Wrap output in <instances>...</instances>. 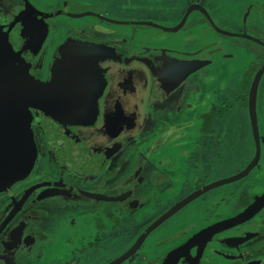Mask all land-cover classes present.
Wrapping results in <instances>:
<instances>
[{
	"label": "flooded vegetation",
	"instance_id": "af4514ba",
	"mask_svg": "<svg viewBox=\"0 0 264 264\" xmlns=\"http://www.w3.org/2000/svg\"><path fill=\"white\" fill-rule=\"evenodd\" d=\"M44 1L42 6L36 0H0V142L19 145V141L28 140L33 163L28 178L15 181L8 192L0 194V264H96L97 259L110 264L176 205L238 175L254 160L256 145L250 117L252 142L246 164L244 137L237 139L234 149L228 139V151L223 128L212 130L216 111L222 115L230 107L225 104L217 110V100L213 99L217 92L212 87L220 79L222 67H230L228 64L236 59L234 50L225 47L229 40L239 47L240 61L246 62L240 63L243 69L238 70L242 71L243 86L237 101L246 94L247 103L254 77L264 65V0H253L250 5L245 0H124L120 9L129 13L125 17L107 13L103 9L106 1L102 0ZM142 10L157 19L135 17ZM171 14L176 22L161 18ZM233 21L241 24L239 30L229 28ZM228 32L243 37L225 35ZM212 38H220V43ZM87 53L98 65L91 67L92 86H82V74H64L60 82L63 89H55L59 62L66 65L76 54L80 57L77 60H82ZM97 69L102 70L107 85L98 82ZM12 72L17 78L6 76ZM25 74L29 77L22 79ZM175 74L183 86L166 105L163 96L150 90V83H155L156 77L161 84L167 83ZM125 79L132 82L123 97L115 87H122ZM186 92L187 97H197V105L183 103ZM13 93H18L17 99L4 98ZM259 99H264V74L257 117ZM122 100L130 114H135L134 124L122 135L148 132L134 142L122 138L96 145L99 140L95 135L101 133L95 128L102 126L103 120H95L93 112H113ZM7 105L17 111L15 118L23 115L25 138L2 125L1 108ZM139 112L148 119L138 123ZM195 125L203 134L191 144L187 138ZM258 127L261 159L257 168L233 184L216 186L189 201L151 231L123 264H193L198 253L199 262L194 264H264V208L253 219L210 235L205 241L201 235L241 215L264 195V128L259 117ZM54 128H63L66 134L60 138ZM14 130H20L19 123H14ZM82 143L90 151L110 149L109 155L102 157L109 158V166L97 169L96 175H86L84 166L68 168L64 163L76 161ZM24 152L28 156L27 148ZM65 153V160H61ZM80 162L85 165L86 159ZM39 164L41 169H37ZM71 170L79 176L70 174ZM38 184L50 188L26 191ZM51 193L55 196L52 204L36 202ZM44 204L55 211L62 206L63 218L56 216L46 225L26 221L27 217L37 219L45 214ZM13 210L12 216L4 217L5 212ZM151 213L152 218L148 216ZM20 214L23 217L16 220ZM80 217L86 224L83 233L75 231L82 227L81 222L78 224ZM167 222L175 229L153 236ZM133 235L138 237L126 246ZM76 247L80 255L74 252Z\"/></svg>",
	"mask_w": 264,
	"mask_h": 264
},
{
	"label": "water",
	"instance_id": "95a60500",
	"mask_svg": "<svg viewBox=\"0 0 264 264\" xmlns=\"http://www.w3.org/2000/svg\"><path fill=\"white\" fill-rule=\"evenodd\" d=\"M164 29L167 31L177 30V29H166V28H164ZM225 35H229L230 37H243L242 35L232 34L229 32ZM94 65L95 66H93V68H96V66H98L97 63H95V62H94ZM58 68H59V65L57 67H55V69H56L55 76L57 77L56 80L60 79V82H61L64 80L65 75L63 72L62 73L60 72V74H59V72L57 73ZM97 70L100 73V80L98 82H100L101 84L104 83V86L107 85V83H105V81H107V78L102 79V77H101V74L103 75L102 70H100V69H97ZM125 70H127V69H125ZM263 74H264V65L260 68L258 73L255 75L254 80H253L252 85H251V88H250L249 96H248V111H249L252 133H253V137H254L255 145H256V154H255V157H254V160L252 161V163H250V165L247 168H245L242 172H240L238 175L231 177V178H228V179H225L223 181L217 182L213 185H210L209 187L204 188V190L194 194L190 198H187L186 200H184L180 204L176 205L173 209H171L170 211L165 213L163 216H161L159 219H157L145 231V233L142 235V237L138 240V242L129 251H127L124 255H122L121 257H119L115 261L111 262L110 264H123L125 261H127L129 258H131L135 254L137 249L140 247L142 241L149 235V233L151 231H153L155 228H157L161 224H163L174 213H176L181 207H183L185 204H187L192 199L199 196L202 192L209 190V189H212L216 186L233 184V183L239 181L240 179L245 178L249 173H251L255 168H257L259 161L261 159V138H260L259 127H258L257 100H258L259 86H260V82H261V79L263 77ZM71 76H73V75H71ZM56 80H55V82H56ZM129 81L131 82V80H129ZM129 81H127V79H125L122 82V87L121 86L119 87L118 85H116V87H115L116 93L125 97L128 93L127 88L130 85ZM160 83H161V81H159L158 77H156L155 83H153V82L150 83V90H155V92L158 94L159 89H161V87H162V86L157 87V85H160ZM155 84H157V85L155 86ZM130 88H132V87H130ZM101 94H103V93L101 92ZM93 113L96 115L95 120H97V121L103 120L102 121L103 122L102 123L103 130H101L100 133H103V140L104 141H109L111 139L117 140V139H119V137H122V134H126L127 132L123 131L124 130L123 127L127 128L133 122V119L135 117V114H133L129 118L124 117L125 114H124L122 108H118L116 113H113V112H111V113L110 112H107V113L104 112L103 113V111H99L98 109L95 110V112H93ZM109 115H112L116 118L115 119H109ZM57 119H59V118H57ZM110 121H113V123ZM23 122H25L23 115H21L20 118H17V120L15 121V123H19L20 130L19 131L14 130V132H16L17 135L21 138H22V136H24L23 138H25L26 135H21V134L22 133L26 134V132H27V130L22 126ZM104 122H106V123H104ZM54 130L57 131V134L60 138L65 135L63 128H61V129L54 128ZM1 137H3L2 134H1ZM19 142H20V144L15 145L14 148L18 149V150L22 149L23 151H24V149L27 148L28 149V156H24L21 161L14 159V156L11 157V160L8 159L6 161H1V177H0L1 188H4V189L8 188L12 182L17 181L19 179L24 180L25 174L32 167V164H30L29 170L27 171V167H28L29 163H32V161H31L32 151H31L30 143L28 142V140L27 141L22 140ZM66 144H67V142H66ZM68 145L69 144L66 145L67 149L70 150V146H68ZM8 146L12 147L13 144L10 145L9 142H7V141H4L3 143L0 142V156H1V154H3L5 152V151H1V147H2V149H4L3 147H5V149L8 150ZM86 149H88V148H85V150ZM98 151L99 152H94L95 154L98 153L96 157L100 156L103 152V150L101 148H98ZM66 154L67 153L64 154L63 159L66 156ZM58 158H61V157H58ZM69 159H71V158H69ZM5 163H7L6 166L8 167V169L5 168V166H3V164H5ZM11 163H14V168L11 167ZM27 163H28V165H27ZM23 166H25V171H24V173H21L19 168H21ZM262 208H264V195L262 197H260L248 210L243 212L241 215L227 219L226 221H223V223L205 230L203 233H201V235H203L202 241H205L210 235L215 236L218 233L230 230L233 227H235L236 225H239L241 223H244L246 221L253 219L260 212V210ZM199 259L200 258H199V253H198V256L196 257L193 264L196 262H199Z\"/></svg>",
	"mask_w": 264,
	"mask_h": 264
},
{
	"label": "rangeland",
	"instance_id": "374dc122",
	"mask_svg": "<svg viewBox=\"0 0 264 264\" xmlns=\"http://www.w3.org/2000/svg\"><path fill=\"white\" fill-rule=\"evenodd\" d=\"M36 1L39 4H41L42 6L45 4L44 0H36ZM104 1H106V2H104ZM114 1L115 0H113L112 2H109V0H102V2H104L103 9L105 11H107V13H110L113 15H122L123 17L128 16L129 13L125 14L120 9V6L124 3V0H116V2H114ZM138 13H140V14L136 15L135 17L146 16V17H152V18L157 19V17H153L155 15L147 14L146 12H143V10L141 12H138ZM161 18L162 19L165 18L166 20H168V22H176L177 21V19H174L175 18L174 14H171L170 16L167 15L166 17L161 16ZM72 58H73V60L69 61L66 65H61V62H59V68L57 70V73L59 72V74H60V72L61 73L63 72L64 74H67V75L70 74V75H74V76L78 75V74H82V78H81L82 86H84L87 89L90 88V86H92V83H93V78L91 77V75L93 76V71H92L91 67L94 66L91 56H89V54L87 53L86 56L82 58V60L81 59L77 60V58H80V57L78 54H76ZM245 63L246 62H244V64ZM26 67L28 68L27 69V71H28L29 67L27 65H26ZM225 67H226V69H224L222 67V73H221L220 79H218V81L214 83L212 89L214 90L216 88L218 91L224 90L225 91L224 94L226 96L225 101H224L225 104H228L230 106V108L233 107L234 109L228 113L229 115L225 114V117H223L221 119H215L212 127L215 125L217 128H220V129L223 128L224 132H226V136H225L226 143H227L226 145H228V142L230 141V144H232V143L234 144L232 147L234 149L237 146V139L244 137L243 135L246 133L245 131H248V133H250L249 129L251 131V128L249 126V118H248V111H247L248 101L246 103V98H245V100L241 99L242 102L241 101L236 102V97H237V93L239 90L238 84H239V80L241 79L242 71L230 70V67H228V66H225ZM10 74H11V76H10ZM8 75H6V76L9 78L10 77L17 78V75L13 72L9 73ZM25 77H29V76L27 74H25L21 78L23 79ZM59 82H60V79H57L56 82H53V85H54L55 89L58 88V90H62L63 87L61 86V84ZM69 84L71 85L72 82H70ZM66 86H68V84H66ZM69 89L70 88H67L68 91H70ZM17 95H18V93H15V95H14V93L11 95L6 94V95H4V98L7 101H9L10 97L17 99L16 98ZM26 95H27V98H30L29 94H26ZM59 99L60 98H57L56 100H59ZM237 103H239V104H237ZM56 105L57 104H55V106ZM47 106H49V105L47 104ZM55 106H54V109H55ZM56 108H57V106H56ZM61 108L62 107L59 104L58 109L61 110ZM184 109H186V108H184ZM45 113H46V111H45ZM15 114H17V111H14L12 105H10V106L7 105L5 108L4 107L1 108V116L3 117L2 125H5L11 131V133L14 132V123L17 120V118H15V116H14ZM57 114H58V110H57ZM181 116L185 117L186 115L181 114ZM87 117H88V115H87ZM258 117H259V121H260V126L263 129L264 128V99L263 100L259 99ZM168 118L172 119L175 117L169 116ZM189 118L190 117H188V119ZM200 128L201 127L199 125H195L191 129V135L187 138V140H189V143L195 144V142L198 139L202 138L201 134H203V132H201ZM64 133L66 134L65 130H64ZM21 135H26V134L22 133ZM227 135H228V138H227ZM250 136H251V133H250ZM23 137L24 136H22V138ZM228 139H229V141H228ZM227 148H228V151H230L229 145L227 146ZM102 149H103V152L101 155L99 154L100 156H98V157L87 156L85 165H84V162H79V161H77V163H76V161H74V162H66L64 164H66L68 168H70V167L72 168V166H73L75 169H76V166H79V165L84 166L85 167L84 170L86 171V175H88V174L96 175L94 173L97 169H98L97 171H101L103 169V167L106 166V164L109 166V164H108L109 158H106L107 157L106 156L103 159L102 157H103V155H109V152H111V150L108 148L106 149V147H102ZM95 151L99 152L98 148L96 150H92V151H90L89 149H86L87 154L93 153ZM252 152L254 153V149ZM249 154L250 153L248 152V155ZM100 160H101V162H99ZM30 164L33 165V163H29V165L27 163V165H28L27 171L29 170ZM6 165H7V163L3 164V166H5V168L8 169V167ZM45 165L49 166L48 163H46ZM11 167L14 168V163H11ZM41 168H42V165L39 164L37 169H41ZM19 169H20L21 173H24L25 166H23ZM231 170H235V169H231ZM29 171L25 174V178H28V176L30 174ZM0 177H1V160H0ZM0 181H1V179H0ZM0 194H1V185H0ZM150 215H152V213L149 214L148 216H150ZM145 217L146 216H144V218Z\"/></svg>",
	"mask_w": 264,
	"mask_h": 264
},
{
	"label": "crops",
	"instance_id": "0c3cea01",
	"mask_svg": "<svg viewBox=\"0 0 264 264\" xmlns=\"http://www.w3.org/2000/svg\"><path fill=\"white\" fill-rule=\"evenodd\" d=\"M245 3H246V5H250L251 3H253V0H245ZM244 3V4H245ZM234 22V21H233ZM232 22V23H233ZM231 23V22H230ZM228 24L229 25V28L230 29H235V30H239V28L241 27V24H239V23H237V22H234V24ZM214 39H218V41H219V43H220V38H212V40H214ZM233 39H236V38H233ZM237 40V39H236ZM234 41V40H233ZM225 47H229V48H231V49H233L234 50V52L235 53H233L234 55H235V57H236V59L232 62V63H229L228 65H230V67H232V68H230L231 70H239V67H241L240 66V63H242V60L240 61V58H239V56H240V50H239V47H237V46H234L231 42H229V40H227V42H225ZM243 65H244V63H243ZM179 66H182V65H179ZM223 68L224 69H226V67L225 66H223ZM241 69H243L242 67H241ZM219 78V77H218ZM169 82H165L164 83V81L162 82V87H161V89L159 90V92H158V96H163V98H161V100L164 102L165 101V104L167 105V103H168V101H170L171 99H169L172 95H173V93L180 87V86H183V84L181 83V78L179 77V76H177L176 74H175V76L174 77H172V78H169ZM132 82V81H131ZM239 86H238V88H239V90H238V93H237V97H236V102H237V99H240V95H241V91H242V76H241V79L239 80V84H238ZM198 89V88H197ZM163 90V91H162ZM226 90V89H225ZM237 91V90H236ZM172 93L171 95H169V96H167V94H169V93ZM213 92H217L216 94H214L215 96H213V99L214 100H217V105L216 106H218V108H217V110H220L221 108H223L224 107V105H225V103H224V101H225V91L223 90V91H218L216 88L213 90ZM101 93V92H100ZM244 93V92H243ZM189 94V92H186V93H183V95L184 96H182L183 97V103H185V102H189L191 105H193V106H195V105H197V102L198 101H196L197 100V97H187V95ZM195 95H197L198 96V92H196L195 91ZM165 96H167V97H165ZM98 98H99V96H98ZM245 98H246V94L245 95H243V97H242V100H245ZM120 100V99H119ZM241 101V100H240ZM242 102V101H241ZM237 104H239V103H237ZM227 105V104H226ZM226 105H225V107H226ZM118 108H122L123 109V112H124V117H130V116H132L131 114V111L129 110V109H127L126 108V104H125V102H124V100H122L121 102H119L118 104H116V107H115V109L113 110V113H116L117 112V109ZM147 110H145L146 111V114H148V108H146ZM234 108L233 107H229L228 109H224L223 110V114L221 115V113L220 114H217L218 112L216 111V113H215V116L213 117V123H214V120L215 119H221V118H223V117H225V114H227V115H229L228 113L230 112V111H232ZM111 113V112H110ZM131 113V114H130ZM146 114H144L143 115V113L141 112H139V119L137 120V122L138 123H141V121H144L145 120V117H146V119H148V115H146ZM218 115V116H217ZM226 115V116H227ZM144 117V118H143ZM249 117V116H248ZM135 122V121H134ZM219 122V121H218ZM134 123L132 122L130 125H133ZM129 125V126H130ZM140 125V124H139ZM128 126V127H129ZM127 127V128H128ZM127 128H125V127H123V129H127ZM97 131H98V133L100 134V131L101 130H103V126H100V127H96L95 128ZM212 130H214V131H219L220 130V128H217L215 125L212 127ZM141 132H143V130H140L139 131V135L138 134H130V135H128V136H124V135H122V137H119V139H117V141H119L120 139H126V141H127V139L129 140V142H134L136 139L138 140V139H140V138H143V136L148 132V131H144L143 133H142V135H141ZM246 133L244 134V139H245V142H244V144L246 145V152L248 153H250L251 152V142H252V140H251V136H250V133H248V131H245ZM249 132H250V129H249ZM98 138V139H97ZM99 140V141H95V144L96 145H103V144H105L106 142H104V140H103V133H101L98 137H96V135H95V140ZM103 140V141H102ZM112 140V139H111ZM115 141V140H114ZM116 142V141H115ZM15 143L13 144V146L11 147H9L8 146V150H6L5 149V147H3L4 149H2V147H1V151H5L3 154H1V161H6V160H11V157L13 156V154H15V156H14V159H16V160H19V161H21L22 160V158L26 155L25 154V152L22 150V149H16V151H15ZM79 147V150H78V156L76 157V161H81V160H85L86 159V150H85V148H86V143H82L80 146H78ZM16 152V153H15ZM81 155V156H80ZM249 158H250V154L248 155V157L247 158H245L244 159V164H246L248 161H249ZM61 160H65V158L63 159V158H61ZM32 161V160H31ZM63 171V170H62ZM62 171H61V173H62ZM232 170H230V172H231ZM71 172L72 173H70V174H73V175H78L79 176V174H78V172L77 171H74V170H71ZM229 171H228V173H230ZM228 173H225V174H228ZM77 176V177H78ZM26 178L24 177V180H25ZM23 180V181H24ZM15 182V181H14ZM14 182H12L11 184H10V186L8 187V189L7 188H1V191H3V192H5L6 193V190H7V192L11 189V187L15 184ZM13 184V185H12ZM48 184H50V183H48ZM48 184L46 185V184H38L39 186H37V185H35V186H33L32 188H29L28 190H26V191H28V192H33L35 189H37L38 187H39V189H41V188H50L49 186H48ZM166 184H161V186H165ZM54 195L51 193V194H46L44 197H41V198H39V200L37 199L36 200V202H38V201H41V202H45L46 204L47 203H50V204H52L53 202H52V199H54ZM42 207L44 208V210L46 211V213L45 214H40L39 216H36L37 217V219H31L30 220V218L31 217H27V219H26V221H28V219H29V222H31L32 224L33 223H39L40 225H42V223H43V225H46V224H48V223H51V222H53V218H55L56 216H59V218H63V216H62V214H64V211L62 210V206L61 207H59V208H61L59 211H55V210H53V209H51V208H49L47 205H42ZM48 210H52V211H48ZM12 211H7V212H5L3 215H4V217L5 218H8L9 216H12L13 215V213H14V210H13V212L11 213ZM56 213V214H55ZM23 214H20L19 216H17V219L16 220H19V219H21L23 216H22ZM151 218L153 217V216H150ZM150 218V219H151ZM80 220L78 221V224H79V222H81V225H82V227H80V228H77V229H75V231L77 230H80V233L82 232L83 233V231H84V227L86 226V224H85V222H83L82 221V218L80 217L79 218ZM12 224H15V221H14V223H12ZM143 225V224H142ZM77 226H79V225H77ZM171 228H173V229H175L174 227H173V225L172 224H170V222L168 223H166L165 225H163L161 228H159L158 230H156L154 233H153V236L155 235H159V234H161L162 232H167V230H170ZM138 236H132V237H130L129 238V244L127 243L126 244V246H131L130 244L132 243V242H134L135 240H136V238H137ZM123 240V242L126 240L125 238L124 239H122ZM121 240V241H122ZM152 240V239H151ZM74 252L76 253V255H80V253H81V250H80V248L79 247H76V248H74ZM139 258L141 259V256L139 255ZM97 260H99V261H97V263L96 264H102L103 263V261L104 260H100V259H97ZM130 262V261H129ZM135 262V259H133L132 260V263H134Z\"/></svg>",
	"mask_w": 264,
	"mask_h": 264
},
{
	"label": "snow or ice",
	"instance_id": "6c2138e0",
	"mask_svg": "<svg viewBox=\"0 0 264 264\" xmlns=\"http://www.w3.org/2000/svg\"><path fill=\"white\" fill-rule=\"evenodd\" d=\"M116 117L109 115V119H115Z\"/></svg>",
	"mask_w": 264,
	"mask_h": 264
}]
</instances>
